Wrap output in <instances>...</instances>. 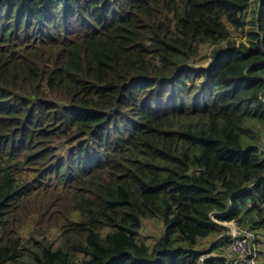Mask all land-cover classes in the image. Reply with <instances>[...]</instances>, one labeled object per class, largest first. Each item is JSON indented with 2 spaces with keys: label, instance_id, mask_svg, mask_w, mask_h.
<instances>
[{
  "label": "trees",
  "instance_id": "1",
  "mask_svg": "<svg viewBox=\"0 0 264 264\" xmlns=\"http://www.w3.org/2000/svg\"><path fill=\"white\" fill-rule=\"evenodd\" d=\"M254 2L0 0V264H232L213 217L264 239Z\"/></svg>",
  "mask_w": 264,
  "mask_h": 264
},
{
  "label": "rangeland",
  "instance_id": "2",
  "mask_svg": "<svg viewBox=\"0 0 264 264\" xmlns=\"http://www.w3.org/2000/svg\"><path fill=\"white\" fill-rule=\"evenodd\" d=\"M255 2L253 3V6L259 2V0H254ZM253 19V17L251 16L249 18V20L251 21ZM255 30V28H252L251 26H247L244 31H237L234 33V37H232V41H235L238 45L243 44V43H248L249 42V37H248V32ZM225 47V46H224ZM223 47V48H224ZM217 49L220 48L219 46L216 47ZM213 50L214 47L212 46H203L201 48V55L202 58L205 62V65H208L209 63H211L213 61ZM56 213V211H54V214ZM222 226H224L227 229L226 235L228 233V229L234 230L236 227V224H231V223H222ZM164 224L162 221L160 220H146L144 223V227L143 229L139 232V241L141 243H145L147 245L153 246L155 244V242L157 240H159L163 234H164ZM238 230V229H237ZM239 231V230H238ZM240 232V231H239ZM256 236V240L254 242V245L256 247L257 250V258L259 261V264H263L264 263V240L261 238V236L256 235L255 233H253ZM227 237H231V236H227ZM215 237H211L206 241H202V245L201 247H205L204 251L207 253V248L210 247L211 243L215 242ZM258 240V241H257ZM227 249H221L223 250V255L227 254ZM217 254H219L218 252L215 254H212L213 256H216ZM204 259H207V254L204 255L203 257ZM234 262H232V264H248L247 262L244 261H238V259H230ZM263 260V261H262Z\"/></svg>",
  "mask_w": 264,
  "mask_h": 264
},
{
  "label": "built area",
  "instance_id": "3",
  "mask_svg": "<svg viewBox=\"0 0 264 264\" xmlns=\"http://www.w3.org/2000/svg\"><path fill=\"white\" fill-rule=\"evenodd\" d=\"M229 234H231L232 243L228 247L229 249H227V255L230 258L237 257L250 264H258L256 248L253 245L256 237L246 231L239 232L236 228L231 230Z\"/></svg>",
  "mask_w": 264,
  "mask_h": 264
},
{
  "label": "clouds",
  "instance_id": "4",
  "mask_svg": "<svg viewBox=\"0 0 264 264\" xmlns=\"http://www.w3.org/2000/svg\"><path fill=\"white\" fill-rule=\"evenodd\" d=\"M213 219V221H215V222H217V223H219L220 225L222 224V222H218V221H216L215 220V218L213 217L212 218ZM223 223H228V222H223ZM229 223H231V224H235L234 222H229ZM236 227H237V229L240 231V232H242V231H246V232H249V233H255V232H251V231H249V230H247V229H243V228H239L237 225H236ZM229 232H230V229H228V236H231V234H229ZM256 234V233H255ZM254 235V234H253ZM256 235H258V234H256ZM255 236V235H254ZM258 236H260V235H258ZM256 237V236H255ZM232 238V237H231ZM264 240V239H263ZM258 241V240H257ZM255 242V241H254ZM254 242H253V245H254ZM230 246V245H229ZM255 246V245H254ZM256 248V247H255ZM256 255H257V250H256ZM226 256H228L227 254H226ZM228 258H230L229 256H228ZM230 259H233V260H235V259H238V261H244V260H241V259H239V258H237V257H232V258H230ZM263 261V260H262ZM244 262H247V261H244ZM257 262H258V264H259V261H258V258H257ZM248 264H250L249 262H247Z\"/></svg>",
  "mask_w": 264,
  "mask_h": 264
}]
</instances>
